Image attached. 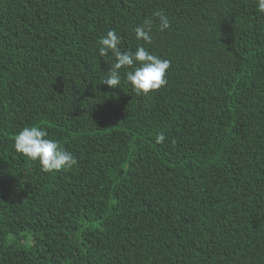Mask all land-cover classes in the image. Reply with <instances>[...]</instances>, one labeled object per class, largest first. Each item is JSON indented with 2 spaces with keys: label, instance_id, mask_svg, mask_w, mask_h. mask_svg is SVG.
Here are the masks:
<instances>
[{
  "label": "trees",
  "instance_id": "1",
  "mask_svg": "<svg viewBox=\"0 0 264 264\" xmlns=\"http://www.w3.org/2000/svg\"><path fill=\"white\" fill-rule=\"evenodd\" d=\"M110 29L168 60L167 84L137 95L123 68L102 83ZM31 126L77 164L17 152ZM0 264H264L256 0H0Z\"/></svg>",
  "mask_w": 264,
  "mask_h": 264
},
{
  "label": "clouds",
  "instance_id": "2",
  "mask_svg": "<svg viewBox=\"0 0 264 264\" xmlns=\"http://www.w3.org/2000/svg\"><path fill=\"white\" fill-rule=\"evenodd\" d=\"M257 10L264 13V0H256ZM159 21L161 31L170 27L168 17L157 11L153 14ZM152 20H146L142 26H137L134 31L138 40L142 39L146 43L151 40ZM121 38L116 30L110 29L107 34L99 40V54L107 57L111 54L115 58V63L107 72L102 83L110 87H119L121 84V69L125 70V81L130 82L137 95L147 96L151 91L158 90L167 84L166 70L170 62L161 59L143 46L137 47L133 51H122L119 47ZM48 132L36 126L24 127L14 140V148L24 157L31 161H39L41 168L45 172H56L71 168L77 164L76 157L63 148L59 141L49 139ZM165 141V136L160 133L156 136L155 142L161 144Z\"/></svg>",
  "mask_w": 264,
  "mask_h": 264
}]
</instances>
